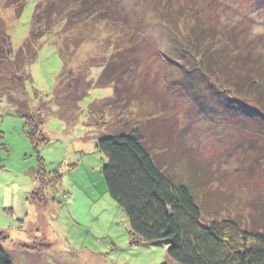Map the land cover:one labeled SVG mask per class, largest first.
I'll return each instance as SVG.
<instances>
[{
  "label": "rangeland",
  "instance_id": "obj_1",
  "mask_svg": "<svg viewBox=\"0 0 264 264\" xmlns=\"http://www.w3.org/2000/svg\"><path fill=\"white\" fill-rule=\"evenodd\" d=\"M94 2L0 0L1 246L13 264H176L166 241L130 240L96 145L165 121L210 165L211 189L231 194L230 215L244 220L249 201L263 213L264 122L201 65L237 47L264 75V0ZM123 86L128 108L113 100ZM19 114L45 138L37 153Z\"/></svg>",
  "mask_w": 264,
  "mask_h": 264
},
{
  "label": "trees",
  "instance_id": "obj_2",
  "mask_svg": "<svg viewBox=\"0 0 264 264\" xmlns=\"http://www.w3.org/2000/svg\"><path fill=\"white\" fill-rule=\"evenodd\" d=\"M93 4L99 6L104 0H95ZM31 39L33 42H29ZM39 39L30 36L27 46L34 47L33 43ZM193 39L199 42L200 33L195 31ZM213 51L204 55L201 72L231 92L233 98L254 103L264 122L261 64L251 63L250 56L237 47H233L231 53L236 55L232 59L227 47ZM221 59L227 60L224 65ZM229 60H232L231 65ZM114 74L112 72V77ZM120 78L121 75L117 79ZM25 84L21 85L24 90ZM123 87V94L115 91L113 100L117 104L125 102L126 108L131 95L129 88ZM19 117L37 153V147L45 143V138L31 131L35 129L30 125L31 118L22 114ZM175 133L169 123L148 119L128 132L100 139L96 145L105 160L102 176L108 195L125 214L130 240L136 245L166 241L167 256L176 264H264V211L261 213L260 206L249 201L248 207L242 208L246 211L242 215L244 220L230 215L234 206L231 194L211 189L209 180L214 173L210 165L191 159L192 151L184 149ZM181 165L186 166L184 171ZM198 196L206 201L199 203ZM208 212L212 215H207ZM0 264H13L1 242Z\"/></svg>",
  "mask_w": 264,
  "mask_h": 264
}]
</instances>
